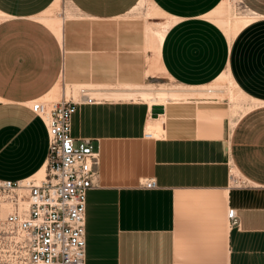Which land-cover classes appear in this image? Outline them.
I'll return each instance as SVG.
<instances>
[{
  "label": "crops",
  "instance_id": "obj_1",
  "mask_svg": "<svg viewBox=\"0 0 264 264\" xmlns=\"http://www.w3.org/2000/svg\"><path fill=\"white\" fill-rule=\"evenodd\" d=\"M56 1L0 0V180L45 167L48 132L32 103L58 100V85H91L102 101L72 117V136L99 155L86 264H264V105L234 122L231 104L211 99L169 103L153 118L146 103L113 98L163 78L209 85L229 68L264 101V14L247 8L261 18L231 44L205 16L222 0H151L169 17L147 20L132 16L142 0ZM51 17L63 19L61 38ZM167 20L159 44L152 28ZM149 121L159 137H145ZM147 180L157 188H141Z\"/></svg>",
  "mask_w": 264,
  "mask_h": 264
},
{
  "label": "built area",
  "instance_id": "obj_2",
  "mask_svg": "<svg viewBox=\"0 0 264 264\" xmlns=\"http://www.w3.org/2000/svg\"><path fill=\"white\" fill-rule=\"evenodd\" d=\"M90 91L81 88L76 97H68L64 89L59 101L30 106L46 125L48 155L42 178L0 180L3 264H86L87 195L94 188L99 155L91 139L72 136V117L80 105L102 101ZM145 137L155 138L149 132ZM141 188L156 189V181H143ZM227 216L232 227L239 226L235 209Z\"/></svg>",
  "mask_w": 264,
  "mask_h": 264
},
{
  "label": "bare ground",
  "instance_id": "obj_3",
  "mask_svg": "<svg viewBox=\"0 0 264 264\" xmlns=\"http://www.w3.org/2000/svg\"><path fill=\"white\" fill-rule=\"evenodd\" d=\"M59 1L60 0H57L55 5H57ZM231 1L235 2L236 0H222V2L218 5V7L214 11H212L211 13L209 12V14L205 15V16L209 20L213 21L223 31V33L227 36L230 43L232 44L233 39L235 38L236 35H238L239 31H241L243 28L249 26L250 24H252L256 20L260 19L261 16L254 15V14H251V15L235 14L234 16L229 15V13H228L229 5H227V4L231 3ZM146 3H148L150 6H152L153 9L157 8L151 0H142L139 4L137 3L138 5H137V7H135V10H137L138 7H140ZM223 4L227 5L225 10H223L224 8H222ZM60 7H61V5H60ZM64 16H65V14H64ZM66 16H68V15H66ZM156 16H166L167 18L169 17L165 13H162L158 9V12L152 11V12L147 13L146 16L144 18H142V20L143 19L147 20L148 18H152V17H156ZM68 18H70V17H68ZM125 18H127V17H125ZM129 20H130V18H129ZM176 20L177 19H175L174 21H176ZM45 21H47L54 28L58 37L61 38V36H62L61 35L62 25H64L62 23L63 19L58 18V17H53V18L51 17L49 20H45ZM49 24H48V26H49ZM171 24H172L171 21L167 20L164 23H162L161 25H159V26L157 25L156 27L154 26L155 28H152V31H153V33H154L159 44L162 43V40L165 36V33ZM224 85H226V86H224ZM63 86H64V84H63ZM223 86H224V88H223ZM63 88L61 91L60 85H58L56 87V91L58 93V95L56 96V99H59V97L61 96V93H62V95L64 94ZM76 91H77L76 89H74L72 91L71 88H68V94H70L71 92H74V94H75ZM90 92L88 93L89 95H90ZM66 94H67V87H66ZM75 96H77V95H75ZM223 96H226L227 100L231 104V119L233 121H234V118L239 119L240 117L248 114L249 112L253 111L254 109L264 105V101L257 99V98H254V97H252V98L247 97L238 88V85H237L236 81L234 80V78L231 74V70L229 68L226 71H224L218 77V79L215 82H213L212 84H209V85H204V86H200V87H194V86L193 87H187V86L178 84V87L174 86V87H170V88L169 87L154 88L153 85H146V87H144V85H143L141 88H139L136 91L135 90L117 91L113 98L125 100V101H132L134 103L144 102L148 105V107L152 108L155 105H161L164 107L169 103L188 102L190 99H209L210 100V99H216L217 97L223 98ZM247 100H249V101L247 102ZM156 131H158V132H156ZM147 132L152 133L154 137H159L160 136L159 132H161L160 124L159 123L153 124L152 121H149L148 126H147ZM44 169L45 168H43L41 171H39L35 177H37L39 179L42 178L44 176Z\"/></svg>",
  "mask_w": 264,
  "mask_h": 264
},
{
  "label": "rangeland",
  "instance_id": "obj_4",
  "mask_svg": "<svg viewBox=\"0 0 264 264\" xmlns=\"http://www.w3.org/2000/svg\"><path fill=\"white\" fill-rule=\"evenodd\" d=\"M63 1V8H66V9H70L71 8V5H70V3H69V1H67V0H62ZM69 3V4H68ZM227 5H229V11H228V13H229V15H235V14H242V15H244V14H246V9L247 8H250V9H253V10H255V11H257V12H261V13H263L264 14V0H236L235 2H232L231 1V3H229V4H227ZM227 5H225V4H223V7L222 8H224L223 10H225L226 9V6ZM70 6V7H69ZM140 9V10H139ZM139 9L138 10H136L135 11V14H133L132 16H133V18H144L145 16H146V14L147 13H149V12H152V11H154V12H158V9L157 8H154L153 9V7L152 6H150L148 3H146V4H143L142 6H140L139 7ZM144 9V10H143ZM144 12V13H143ZM145 14V15H144ZM152 23V22H151ZM162 23H164V22H162ZM162 23H159L158 24V26L159 25H161ZM157 26V25H156ZM153 82H155V84H159V85H153L154 86V88H160V87H174V86H176V87H178V85H176V84H174V83H172L171 81H169L168 79H166V78H163V79H160V80H157V81H153ZM224 86H226V85H224ZM224 86H223V88H224ZM78 87V88H77ZM90 87L91 88H93L91 85H86V86H81V85H79V86H74L73 88H72V91L74 90V89H76L77 91H76V93L74 94V92H71L70 94H68V88H70V87H68L67 86V96L69 97L70 95H73V96H75V95H77L78 94V91H79V89H81V88H87V89H90ZM144 87H146V85H144ZM226 88V87H225ZM93 90V89H92ZM76 97V96H75ZM95 97H99V96H95ZM60 98H61V96H60ZM60 98L58 99V100H48V101H45V102H47V103H54V102H57V101H59L60 100ZM110 100V99H109ZM115 100H120V99H115ZM207 100V99H206ZM211 100H213V101H218L221 105L223 104V105H225L228 109L230 108V103H229V101L227 100V97L226 96H223V98H216V99H211ZM123 101H125V100H123ZM249 100H247V102H248ZM0 264H3V262L2 261H0Z\"/></svg>",
  "mask_w": 264,
  "mask_h": 264
},
{
  "label": "water",
  "instance_id": "obj_5",
  "mask_svg": "<svg viewBox=\"0 0 264 264\" xmlns=\"http://www.w3.org/2000/svg\"><path fill=\"white\" fill-rule=\"evenodd\" d=\"M164 113V107L161 105H155L152 107L151 116L157 118L160 114Z\"/></svg>",
  "mask_w": 264,
  "mask_h": 264
}]
</instances>
